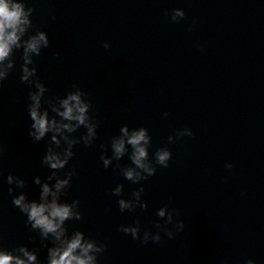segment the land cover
Returning a JSON list of instances; mask_svg holds the SVG:
<instances>
[{
    "label": "water",
    "instance_id": "obj_1",
    "mask_svg": "<svg viewBox=\"0 0 264 264\" xmlns=\"http://www.w3.org/2000/svg\"><path fill=\"white\" fill-rule=\"evenodd\" d=\"M24 6L33 11L21 39L37 29L49 38L48 48L33 56L46 86L41 106L48 107L45 97L55 102L79 87L97 122L93 143L73 146L65 169L76 174L62 197L77 199L81 211L79 221L64 222L68 230L104 243L97 264H243L246 258L264 264V0H24ZM174 7L184 11L177 21L169 18ZM21 50L13 47V67L0 80V181L8 172L22 177L20 190L33 198L39 186L32 177L52 171L40 162L50 134L35 142L27 135ZM121 125L145 127L149 160L165 145L168 165L134 183L120 173L134 167L126 144L117 167L104 168L99 144L110 155V137ZM184 127L192 135L168 143ZM117 183L129 200L143 185L145 207L137 202L120 211L110 191ZM6 189L0 183V244H29L36 233ZM162 205L183 227L173 228L172 238L161 231L158 242L142 243L140 232L155 231L153 222L163 220L156 216ZM133 220L136 239L118 230ZM44 255L41 248L38 258Z\"/></svg>",
    "mask_w": 264,
    "mask_h": 264
},
{
    "label": "clouds",
    "instance_id": "obj_2",
    "mask_svg": "<svg viewBox=\"0 0 264 264\" xmlns=\"http://www.w3.org/2000/svg\"><path fill=\"white\" fill-rule=\"evenodd\" d=\"M32 6L25 8L24 0H0V80H4L13 67V61L8 59L13 47L21 49L19 55V81L27 84L26 104L27 116L30 123L27 127V135L32 141H39L45 133H49L48 143L40 157V162L51 169L43 179L39 175L32 177V183L39 186L35 197L28 198L25 191L20 190L25 186L26 181L12 172L3 175L0 183L7 185V192L11 194V203L24 215L25 224L30 230L36 233L35 237H29V244L20 243L12 248L0 244V264H97V254L104 249V243L85 235L79 228L71 231L65 225L66 220L79 221L81 211L77 199H63L70 179L76 174L75 168L65 169V165L73 156V146L76 144L90 145L95 140L97 133V122L90 113V101L85 99L86 94L79 87L66 90L62 96L52 99L45 97L44 103L48 107L41 106L42 96L46 86L37 77V69L34 65L33 56H38L42 48H48L49 38L45 31L37 29L28 33L25 39L21 37L26 29L31 26L30 13ZM184 16L180 7L170 10L169 18L177 21ZM108 42H103L107 48ZM56 55V53H53ZM49 109L51 113L49 114ZM166 115V113H165ZM83 126V131L78 136L68 135L78 127ZM191 136L189 128L176 129L173 134L167 137L168 143L174 142L180 136ZM126 144L131 150L128 153L131 165L120 168V173L132 182L147 179L155 170L156 165L166 167L170 159V150L167 146H158L153 150L152 158L149 160L147 147L149 136L143 126L128 128L121 125L119 135L110 137L108 149L110 155L105 154V145L99 144V159L101 165L107 168L110 164L117 167L119 157L128 151ZM230 168V163H225ZM65 169L62 174L57 170ZM15 191V194H12ZM116 196V204L120 211L128 209L132 211L139 202L141 208L145 202L140 200L143 192V185H138L132 191V199H126L121 194L122 185L117 183L110 189ZM156 216L163 217V220L153 222L155 231L143 230L140 232L138 222L118 226V230L130 234L133 239L137 238L140 232L141 242L149 239L158 242L161 239V231L168 238L176 231L181 230L183 222L179 219L173 220V212L162 205L156 209ZM172 224V228L167 227ZM38 238L39 243H32ZM43 248L45 255L43 260L38 258V252ZM243 264H254L251 258H246Z\"/></svg>",
    "mask_w": 264,
    "mask_h": 264
}]
</instances>
